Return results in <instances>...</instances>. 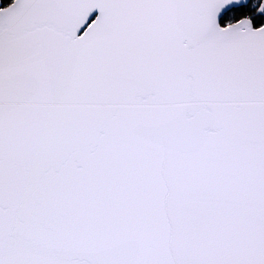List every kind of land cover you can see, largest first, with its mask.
<instances>
[{
	"label": "snow or ice",
	"instance_id": "snow-or-ice-1",
	"mask_svg": "<svg viewBox=\"0 0 264 264\" xmlns=\"http://www.w3.org/2000/svg\"><path fill=\"white\" fill-rule=\"evenodd\" d=\"M0 264H264V0H0Z\"/></svg>",
	"mask_w": 264,
	"mask_h": 264
}]
</instances>
